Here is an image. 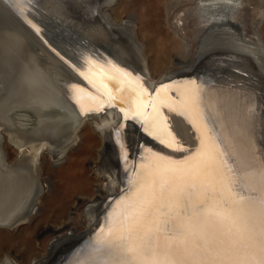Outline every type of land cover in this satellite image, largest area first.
I'll use <instances>...</instances> for the list:
<instances>
[{
  "label": "bare ground",
  "instance_id": "bare-ground-1",
  "mask_svg": "<svg viewBox=\"0 0 264 264\" xmlns=\"http://www.w3.org/2000/svg\"><path fill=\"white\" fill-rule=\"evenodd\" d=\"M242 3V0H183L180 6L187 7L190 17L199 20L195 39L199 33L205 34L196 45L185 33L186 14L170 21L175 36L184 43V53L173 55L168 61L165 53L153 56L151 43L140 34L136 37L123 21H117L115 0H90L85 9L89 26L81 33L68 29L70 25L59 30L61 25L42 18L29 0L22 12L13 0H0V7L16 22L15 28H7L8 35L0 37V114L12 102L23 108L33 107L40 117L39 125L24 135L7 129L6 136L16 148L23 151L30 144L29 154L13 163L6 161L1 147L6 132L0 128V227L29 223L39 213L45 191L38 173L43 167L39 159L45 149L57 144L53 140L62 136L55 151L59 156L65 154L66 159L79 146L78 139L84 137V126H90L101 140L93 161L98 166L95 193L80 196L68 219L44 229L43 234L51 232L54 236L46 246H40L43 252L35 253L27 263H18L6 255L0 258V264H90L98 258L101 229L107 227L115 202L129 192L131 181L142 173L141 164L151 160L147 150L179 163L199 148L201 132L196 126L199 121L182 104L183 94L193 81L199 88L203 119L211 135L227 140V145L222 146L230 145L228 151H235L247 161L249 171L264 166V150L261 151L256 134L258 129L264 131V116L258 125L253 124L247 121L244 111L245 104L256 96L246 84L253 63L258 79L264 83V46L247 43L236 28ZM175 6L172 3L166 8ZM136 39L144 42L147 50ZM128 46L136 51V60L129 57ZM195 50L196 54H192ZM176 66L180 69L176 70ZM144 89L151 97L146 101L140 96ZM44 93H48L47 97ZM110 100L115 107H111ZM141 102L146 104L143 119L132 115L141 110ZM55 106L58 108L54 109ZM153 120L160 126L167 125L175 143L187 150L176 151L150 136L145 127ZM64 123L68 124L67 132L58 134ZM27 166L33 174H29ZM85 201L88 204L81 210Z\"/></svg>",
  "mask_w": 264,
  "mask_h": 264
},
{
  "label": "snow or ice",
  "instance_id": "snow-or-ice-1",
  "mask_svg": "<svg viewBox=\"0 0 264 264\" xmlns=\"http://www.w3.org/2000/svg\"><path fill=\"white\" fill-rule=\"evenodd\" d=\"M13 2L22 12L28 0ZM183 95V106L199 121V148L179 163L147 150L151 160L112 207L97 240L99 257L90 264H264V166L249 171L230 145L222 146L227 140L211 135L194 81ZM140 96L151 98L146 89ZM139 107L132 115L143 119L146 104ZM145 131L169 148L187 150L167 125L149 121Z\"/></svg>",
  "mask_w": 264,
  "mask_h": 264
},
{
  "label": "rangeland",
  "instance_id": "rangeland-1",
  "mask_svg": "<svg viewBox=\"0 0 264 264\" xmlns=\"http://www.w3.org/2000/svg\"><path fill=\"white\" fill-rule=\"evenodd\" d=\"M29 1L34 7V11L42 18L47 19V21L50 20L49 22L53 25H57L58 22V24L61 25L59 30H65V27L67 26L66 28H68L70 25L68 29H72L71 31H77L78 29L77 32L81 33L82 31L87 29L85 27L89 26V23L87 22V19H89V17L86 14L85 9H87V3L90 2V0ZM182 1L183 0H115V12L117 15V21H123V25L131 29L136 37H138L140 34L143 39L151 43L153 51H151L150 53L153 56L162 52V54L165 53L167 55L166 59L169 61L173 55L184 53V43L175 36L170 21H176L180 16L184 17L183 14H186V18L184 21L186 24L185 33L189 39L195 41L196 45H199L201 38L205 34L204 32L199 33V37L195 39L197 28L199 26V20L195 16L190 17V12H187V7L180 6ZM242 1L243 3L240 5L236 28H238L247 43L252 45L255 43L256 45L264 46V0ZM172 3H176L177 6H175L174 8H166L167 5H171ZM37 4L40 5H38V8ZM45 4L46 7L51 6L49 7V10L48 7H45ZM58 4L59 6L57 7ZM53 6L57 8V13L55 12L56 9ZM3 11L5 10L0 7L1 39L3 38V34L6 33L8 35V30L15 28L16 26V22L14 21L15 24L14 22H12L13 20L10 15L8 16L7 12ZM49 11L52 12L51 15H48L50 14ZM44 14H46L47 16H45ZM58 16L59 19L57 18ZM64 17H68V19ZM132 19L135 20L134 23L131 22ZM66 22L68 24H66ZM81 27H83V29ZM123 39L126 42L124 36ZM136 43L140 44L144 50H147L148 47L144 44V42L136 39ZM131 48L132 47L128 48V51H130L129 57L136 60V51L133 48L132 51ZM192 54H196V50ZM248 61L252 63L250 59ZM255 66V63L251 65L252 72L248 74V77L250 79L246 80V84L256 96L252 97L253 99L245 104L246 106L244 107V111L245 116L247 115V121L258 125L259 120L262 116H264V88H261L264 87V83L260 82V80L258 79L256 70L254 69L256 68ZM175 69H180V67L176 66ZM156 71L158 73L160 69ZM45 94L48 95V93H44V95ZM13 104H15L16 106ZM14 106L17 108L19 105H17V103L11 102L8 106L9 108H5L2 114H0V118L2 117L0 119L2 120V123L0 122L2 126L0 125V128L2 130L4 129L3 131L6 132L3 143H1V147L3 148L2 150L6 155V161L8 160V163H13L17 160V158L20 157L22 159L24 158V156L28 155V148L30 144H27V146L25 145L23 151H21L18 146L16 148L15 143L11 141L8 136H6L7 129L10 128L12 130H16L21 135H24L25 132L33 129L34 126V128H36V126L39 125V121H37V119L39 120L40 118L33 107L23 108V106L20 105L16 110ZM55 108L57 109L58 107L55 106L54 109ZM10 109L12 112H10ZM50 109L51 108H49V110ZM9 112L10 115L8 114ZM43 117H45V115H43ZM66 125L65 123L62 124L61 127L63 128L59 129H62V131L57 133L63 134V132H67L68 128L65 127ZM83 131L85 132L84 137L82 138V140L78 139V142L76 143L77 145L79 144V148L76 144L75 146H72V148L75 149L77 147V149L72 152L69 157H67L68 159L65 158V154L59 156L55 151L59 146L58 142L62 138V136L58 137L57 140H53L54 142L58 141L57 144H53L52 146L54 148V151L51 152L53 148L45 149V155L43 153V156H40L39 162L42 163L41 166L43 167H41V169L39 168L38 173L40 175L41 183L45 186L42 202L40 204V211L36 215V217L34 216L31 218L29 223H24L14 228H9L7 226L6 228L2 229L0 227V258L7 255L9 258L16 260L18 263H27L35 253H38L39 251L43 252V249L40 248V246H46L53 238L54 234H52L51 232L43 234L44 229L48 228L49 226L59 224L63 220L68 219L71 216L72 212L75 211V203L80 196H91L95 193L97 183L96 176H98V166L93 163V161L97 156L96 150L99 148L101 140L96 134L92 132L90 126H84ZM35 134L33 133L32 135L34 136ZM256 134L260 149L261 151H263L264 131L258 129ZM129 144L132 145V142H129ZM136 145L135 143H133L132 146L135 147ZM62 158L64 159L60 161V159ZM92 167H94V169H92ZM27 169L29 171V174L33 172L28 166ZM87 204L88 201H85L81 205L80 209L83 210L87 206ZM82 222L83 224H86L87 221L86 219H84L82 220ZM78 229H81V227H78Z\"/></svg>",
  "mask_w": 264,
  "mask_h": 264
},
{
  "label": "water",
  "instance_id": "water-1",
  "mask_svg": "<svg viewBox=\"0 0 264 264\" xmlns=\"http://www.w3.org/2000/svg\"><path fill=\"white\" fill-rule=\"evenodd\" d=\"M110 103H111V107H115L116 106V104H115V102L113 101V100H110ZM120 109H122L123 107H119ZM90 238H88V239H86V240H89Z\"/></svg>",
  "mask_w": 264,
  "mask_h": 264
}]
</instances>
